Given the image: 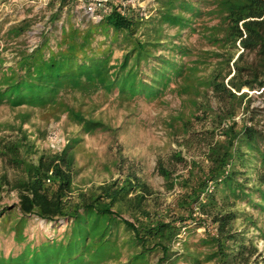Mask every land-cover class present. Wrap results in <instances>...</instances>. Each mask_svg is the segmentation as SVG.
<instances>
[{
    "label": "trees",
    "instance_id": "16d2710c",
    "mask_svg": "<svg viewBox=\"0 0 264 264\" xmlns=\"http://www.w3.org/2000/svg\"><path fill=\"white\" fill-rule=\"evenodd\" d=\"M69 1H59L49 16L51 23ZM153 2L155 7L145 16L129 5L122 7L121 0H110L109 11L98 22L61 26L65 39L56 45L64 44L63 48L53 50L45 33L41 47L20 53L15 64L3 68L0 57V70L9 72L1 77L0 104L54 102L61 89L82 83L109 94L153 101L177 83L175 91L186 95L193 106L191 117L213 124L198 131L188 128L189 120L182 124L187 147L194 136L202 135L203 154L210 163L207 170L187 161L182 150L173 151L170 159L184 163L187 177L157 161L165 188L183 190L176 202L180 213L170 219L151 215L143 202L153 189L135 176L72 196L78 139L69 140L59 152L40 153L34 161L33 144L22 132L17 138L0 136L1 158L22 171L14 182L0 177V186L9 185L17 194L16 203L0 206V222H11L9 229L19 242L26 240L24 230L31 220L53 230L66 227L64 233H69L68 227L80 233L102 227L100 243L126 250V262L120 264H264L255 241L264 239V130L252 122L239 126L234 119L240 108L255 113L249 120L258 115L249 109L248 92L241 90H264V0ZM204 18L214 22L208 24ZM28 25H17L8 33L19 35ZM194 33L211 49L189 43ZM43 48L51 51L46 55ZM115 50L121 56L111 63ZM67 112L84 133L111 129L72 108ZM125 211L131 218L123 216ZM201 227L204 235L196 243L183 239L181 247L173 249L182 228L194 233ZM34 246L28 241L23 251ZM20 256L13 257L19 258L16 264L29 263Z\"/></svg>",
    "mask_w": 264,
    "mask_h": 264
},
{
    "label": "rangeland",
    "instance_id": "374dc122",
    "mask_svg": "<svg viewBox=\"0 0 264 264\" xmlns=\"http://www.w3.org/2000/svg\"><path fill=\"white\" fill-rule=\"evenodd\" d=\"M48 1L0 0V57L4 59L3 68L15 64L20 53L39 49L43 34L50 36V45L56 50L64 47V44L56 45L57 41L65 39V35H61L62 25L67 29L72 23L77 26L79 21L83 26L85 19L82 3L78 0H70L54 23L50 22L49 16L60 0H53L52 7H48ZM134 2V6L130 2L127 5L141 12H148V9L155 7L153 0ZM204 20L208 24L214 22L206 18ZM25 22L29 25L19 35L8 33L12 27ZM187 41L199 49H211L197 33L189 36ZM42 51L47 55L51 50L43 48ZM120 56L121 51L115 50L111 63L113 58ZM8 73L7 70H0V81L2 74ZM176 84H172L161 97L153 101L109 94L82 83V86L75 89H61L54 102L15 107L2 103L0 124L3 129L0 130V136L17 138L22 132L25 133L29 143L33 144L34 153L31 158L34 161L40 153L59 152L69 140L78 139L73 149L72 196L102 184L123 180L126 176H135L148 184L154 192L144 200L143 206L151 215L170 219L180 213L176 202L183 190L179 186L170 190L165 188L163 178L156 171L157 161L163 160L175 175L187 177L188 169H185L184 163L170 159L173 151L182 150L187 161H196L202 169L207 170L210 163L203 154L206 148L203 145L204 139L200 138L202 135L194 136L195 139L190 140L191 145L187 147L182 124L185 120L191 121L188 124L191 131L213 126L209 120H195L191 117L193 106L186 95H179L175 91ZM241 91L248 92L249 109L256 110L258 115L255 120H249L251 114L255 113L240 108L234 116L237 125L252 122L264 130V90L243 88ZM69 108L85 117L102 121L111 129L98 128L84 133L81 126L68 116ZM177 114L181 119L172 121L170 117ZM218 137L221 136L216 135ZM21 175L19 168L5 162L0 156V177L5 176L10 182H14ZM16 202V192L9 185L0 186V206ZM123 216L131 218L127 211ZM10 223L0 222V264H16L15 261L19 258L13 257L17 255H21L28 264H120L127 259L126 250L122 252L121 245L100 243L102 239L98 238L102 227L99 231L89 227L87 231H82L84 233L77 231V228L72 231L68 227L69 233H64L66 227L53 230L39 220H31L24 230L26 240L19 242L14 240V232L9 229ZM261 223L264 224V215ZM203 235L202 227L197 228L194 233L182 228L173 249H179L183 239H188L193 244ZM28 241L35 246L32 250L23 251ZM255 241L258 251L264 257V239L256 238ZM156 256H151L152 263H155Z\"/></svg>",
    "mask_w": 264,
    "mask_h": 264
},
{
    "label": "built area",
    "instance_id": "2783aa9c",
    "mask_svg": "<svg viewBox=\"0 0 264 264\" xmlns=\"http://www.w3.org/2000/svg\"><path fill=\"white\" fill-rule=\"evenodd\" d=\"M82 3V11L85 20H92L98 22L104 14L109 11L108 2L110 0H78ZM135 0H121L122 7H125L128 2L134 6ZM124 12V9H121ZM146 16V12H141Z\"/></svg>",
    "mask_w": 264,
    "mask_h": 264
}]
</instances>
